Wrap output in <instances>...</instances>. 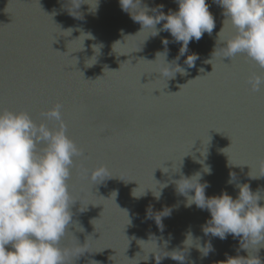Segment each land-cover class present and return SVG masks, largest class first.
<instances>
[{
  "label": "water",
  "instance_id": "1",
  "mask_svg": "<svg viewBox=\"0 0 264 264\" xmlns=\"http://www.w3.org/2000/svg\"><path fill=\"white\" fill-rule=\"evenodd\" d=\"M67 2L0 0V111H26L36 123L53 128L58 122L42 114L62 104L67 135L83 149L69 180L77 199L68 229L73 237L69 234L63 243L71 245L75 238L83 245L88 237L93 239L89 238L93 252L73 264H155L151 254L144 260L139 244L144 245L138 241L150 234L165 251L182 250L183 264H217L236 256L239 238L205 236L201 226L210 213L195 205L186 207L174 181L181 173L190 177L200 172V182L209 184L207 197L226 191L235 199L236 185L242 183L264 195V177H248L249 166L253 175H260L257 167L264 162V88L252 92L247 83L250 75L264 70L244 55L212 58L221 41L235 34L230 23L224 24L223 10L214 0H206L216 23L211 35L204 33L198 42L189 43L178 61L186 74L167 80L159 74V61H149L164 51L163 38L170 41L167 61L177 57L181 44L172 42L169 32L155 37H148V31L138 33L141 25L122 11L119 0H99L94 14L82 4L81 18L69 14ZM84 2L95 6L94 0ZM143 3L150 8L163 5L165 14L178 10L176 0ZM69 29L71 35L65 32ZM89 34L92 38L77 51ZM68 50L77 52L64 53ZM193 53L198 59L189 68L184 61ZM102 164L112 177L93 185L90 172ZM205 165L211 167V175L203 172ZM178 167L180 171H174ZM230 173H235L231 184ZM163 185L167 186L160 188ZM134 190L144 194L133 196ZM158 190L159 198L154 195ZM165 208L171 215L162 218L161 231L154 215ZM149 209L153 218L147 215ZM189 232L194 242L184 248ZM207 241L215 251L204 257L197 247ZM239 255L247 252L240 250ZM258 255L264 262V248ZM161 264L180 262L164 258Z\"/></svg>",
  "mask_w": 264,
  "mask_h": 264
},
{
  "label": "clouds",
  "instance_id": "2",
  "mask_svg": "<svg viewBox=\"0 0 264 264\" xmlns=\"http://www.w3.org/2000/svg\"><path fill=\"white\" fill-rule=\"evenodd\" d=\"M176 3L178 10H170L165 14L162 10L163 5L150 8L143 0H119L122 11L141 25L138 33L148 31L150 33L148 37H155L161 31H167L174 38L172 42L181 44L177 57L168 62L167 46L170 41L163 38L161 42L164 51H158L155 60L149 61H159V74L166 80L174 78L177 73L186 74V69L178 63L180 57L188 52L191 41L198 42L204 33L211 35L216 26L206 0H176ZM214 3L222 8L224 24L230 23L235 34L226 41H221L222 47L215 48L212 58L218 56L222 60L224 58L232 60L238 55H244L259 69L264 70V0H214ZM82 4L88 5L89 11L94 14L98 10L99 0H94V7L84 0H68L69 14L81 18L78 9ZM162 21L164 22L162 27L157 28ZM223 28L218 34V39ZM71 31L69 29L65 32L71 35ZM86 38L92 37L90 34L87 37L84 35L82 46L77 51L84 47ZM93 50L98 53L99 47L93 45ZM73 52L68 50L64 53L70 55ZM93 59L95 63V57L91 60ZM197 59L198 55L193 53L187 55L184 63L191 68L195 66ZM247 83L252 92L260 91L264 88V71L250 75ZM184 85H181L180 89ZM61 109L62 104L58 102L42 114L47 119L58 122V127L53 128H49L43 122L36 123L26 111L13 112L7 109L0 111V264H73L74 259L93 252L90 250L91 237H88L83 245L75 238L71 245L63 243L71 234L68 230L73 216L71 207L77 201L73 197L69 180L75 161L83 156V149L67 135V125L62 119ZM222 151L225 153L224 149ZM228 163L233 165L229 157ZM249 168L250 179L264 177V162L257 167L260 175H253L252 168L250 166ZM164 169L166 170L163 171H168L167 168ZM174 171L179 172L180 168ZM203 172L211 175V167L205 165ZM111 177L110 169L102 164L90 172L89 180L94 185ZM202 178L200 172L190 177L181 173L180 178L174 183L177 193L186 198V207L195 205L210 213L211 218L201 226L205 236L211 235L221 240L227 239L228 235H232L234 239L239 238L237 255L226 254V260L217 264H264L258 255L260 249L264 248V205L260 203L264 200V195L259 191L253 192L248 183H242L236 185L239 191L235 199L226 191L218 196L207 197L205 189L209 184L201 183ZM234 179L235 173H230L228 183L231 184ZM143 194L144 191L142 194H137V190L133 191V196L136 197ZM154 195L159 198L161 193L158 190ZM147 215L153 218L151 209ZM170 215V208H165L154 215L161 231L162 218ZM79 230L83 231L82 228ZM138 241L144 245L142 248L139 244L143 255L146 253L145 261L151 254L155 264H161L164 258H171L180 264L184 262L182 250L165 251L158 245V238L154 234H150L147 240ZM193 242V235L191 232L187 233L183 241L184 248L191 247ZM167 243L168 241H165V245ZM197 250L204 257L215 251L210 241L205 242L203 246L198 244ZM240 250L246 251L247 256L239 255Z\"/></svg>",
  "mask_w": 264,
  "mask_h": 264
}]
</instances>
